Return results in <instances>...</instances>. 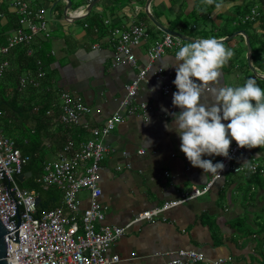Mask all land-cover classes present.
Segmentation results:
<instances>
[{"label": "crops", "instance_id": "0c3cea01", "mask_svg": "<svg viewBox=\"0 0 264 264\" xmlns=\"http://www.w3.org/2000/svg\"><path fill=\"white\" fill-rule=\"evenodd\" d=\"M258 1L262 2L261 20L249 23H243L242 16L256 4L255 0H231L234 6L223 12L215 10L214 6L201 11L197 7L200 0H151L148 10L164 27L192 40L210 36L227 38L236 31H244L251 41V52L260 53V58L252 57L251 53V66L257 75L264 76V37H259L264 34V23L259 26V22H264V0ZM1 3H6L8 13H14L10 0H0ZM31 3L35 8L46 9L48 39L40 37L25 46L33 51L40 49L41 44H44L43 49L46 48L41 51L46 52L45 59L50 58L51 63L46 70L45 89L52 94L56 104L58 101L60 104V94L68 92L80 97L90 109V114L80 117L78 124L68 129L67 135L59 122L50 120L48 136L42 138L46 154L41 162L35 155L34 164L41 166L42 162L57 158L66 137L74 139L76 144L84 142L91 137L93 128L101 127L118 110L125 86L148 64V47L164 33L145 14L148 0H100L89 13L86 12L88 0H70L68 14L84 12L80 16L84 18L77 21L65 20L66 1L31 0ZM6 22V18L0 16V25ZM134 22L144 23L149 33V39L135 49L137 67L115 65L111 32ZM236 37L224 42L226 48L234 51V56L221 69V86L243 85L248 78H254L264 89V79H257L248 67L244 37ZM19 52L20 48L12 55ZM174 55L169 52L155 60L146 80L140 84L132 103L138 107L146 105V110L138 109L134 115L125 116L124 121L102 139L111 150L102 162L99 178L106 225L125 227L136 214L166 202L180 201L193 189L204 187L215 175L192 167L180 151L178 135L164 128L165 123H171L170 114L180 111L172 105V95L177 91L173 84L175 69L167 67ZM15 67L13 60L12 69ZM165 87L169 90L167 93H164ZM161 106L168 110L167 113L161 111ZM202 159L217 163V156H202ZM250 163L264 164V148L246 149L235 161L236 166L244 168ZM35 165L24 170L23 181L18 180V184L27 185L25 189L35 183L39 175H35ZM243 171H228L203 196L182 202L153 221L132 224L109 248L107 256L117 255L119 261L116 264H165L169 260L168 253L193 250L203 253L210 261L224 257L235 264H264V255L257 253L260 242L256 244L254 237L241 235L243 231L256 228V215L264 205V187L240 188ZM29 179H32L30 184ZM28 190L37 194L40 201L37 190ZM47 191L41 200L61 205L62 198L59 203L51 201L52 196L45 194ZM79 196L81 207H87V193L82 191Z\"/></svg>", "mask_w": 264, "mask_h": 264}, {"label": "built area", "instance_id": "2783aa9c", "mask_svg": "<svg viewBox=\"0 0 264 264\" xmlns=\"http://www.w3.org/2000/svg\"><path fill=\"white\" fill-rule=\"evenodd\" d=\"M92 1L88 0L89 3ZM10 7L18 16V27L11 31L6 43L0 45V78L10 68L8 56L12 50L40 37L48 39L50 35L45 19L46 9L35 8L31 0H10ZM83 14L82 11L70 13V17ZM259 15L257 8L253 7L242 22H253ZM65 20L70 21V18ZM148 39V30L142 22L114 29L110 35L114 47L113 64L137 67L135 49ZM181 46V39L166 33L154 40L146 51L148 64L140 68L135 78L125 86V95L119 102L118 110L101 127L93 128L90 138L78 144L68 141L56 159L43 162L41 175L35 178V183L42 190L55 187L61 191V206L37 215V194L18 184V177L24 175L30 157L22 155L15 141L0 131V222L10 240L18 242L16 249L6 250V264H116L119 257H108L107 251L132 224L153 221L182 202L203 196L228 171L238 173L244 170L236 166L235 161L245 154L246 149L238 148L233 141L228 158L217 156V162L225 166L223 171L219 176L214 175L204 187L193 189L180 201L166 202L160 207L136 214L125 227L104 224L105 209L100 202L102 190L99 178L102 162L111 150L103 144L102 139L121 124L125 116L134 115L138 109L146 110L145 105L138 107L132 103L140 84L146 80L155 60L169 52L175 53ZM33 52L28 48L26 55L31 56ZM36 65L35 73L27 71L19 77V89L39 87L45 79L46 72L41 67V61L36 60ZM168 91L165 87L164 93ZM60 108L61 122L68 127L78 124L80 117L90 114L89 107L82 99L68 92L60 94ZM262 165L250 163L247 172L264 174ZM82 191L87 193L88 205L85 208L81 207L79 196ZM167 257L169 260L165 264H235L224 257L210 261L203 253L193 250H178L168 253Z\"/></svg>", "mask_w": 264, "mask_h": 264}, {"label": "clouds", "instance_id": "9594fccd", "mask_svg": "<svg viewBox=\"0 0 264 264\" xmlns=\"http://www.w3.org/2000/svg\"><path fill=\"white\" fill-rule=\"evenodd\" d=\"M207 6L223 12L234 5L231 0H200L197 5L201 11ZM224 39L197 38L175 52L167 67L175 69L177 91L172 95V105L180 111L171 113V123L164 124L166 131L178 135L180 151L192 167L217 176L224 164H214L202 156L228 158L233 141L240 149L264 148V89L254 78L243 85L221 86V69L234 56ZM161 111L168 110L161 106Z\"/></svg>", "mask_w": 264, "mask_h": 264}, {"label": "trees", "instance_id": "16d2710c", "mask_svg": "<svg viewBox=\"0 0 264 264\" xmlns=\"http://www.w3.org/2000/svg\"><path fill=\"white\" fill-rule=\"evenodd\" d=\"M0 16H4L7 20L4 25H0V45H3L6 43V38L9 32L18 27V16L15 13H8L6 3L0 4ZM261 37H264V34H261ZM42 45L44 44H41L40 49H35L33 55L31 56L26 55L27 48L25 46L18 47L20 48V52L17 55L12 54L18 48L12 50L8 56L10 68L0 78V130L3 134L6 132L10 137H12L16 146L22 152V155H28L31 157L28 165L25 167V170L29 165L30 167L35 165V155L38 156V160H40V162L43 160V157L46 154V149L42 144V138L48 136L47 129L50 125V120L53 119L55 122H59V124L62 125L61 130L66 135L68 129H70V127L61 122L60 116L62 114V110L60 108V104H58L59 101L57 100L58 102L56 104L52 94L48 93L45 89L46 87L44 86V82L47 76L40 82L39 87L34 88L26 86L24 89H19V77L22 76V73H26L28 69V71L35 73L37 70L36 60L41 61V67L47 73L46 70L49 69L51 59H45L46 52L43 53L41 48L43 51H45L46 48L43 49ZM255 56L260 58V53L257 51L255 53L252 52V57ZM13 60L16 65L14 70L12 69ZM51 112L52 115L50 114ZM68 141H74V139L66 137L63 146L66 145ZM43 149H45V152ZM247 167H243V174L245 173L246 175L242 174V178L239 179L240 188L243 189L244 187L256 186L262 189L264 187V174H252L247 172ZM42 168L43 162L41 166L35 165L37 173H35V175L39 174L37 177L41 175ZM28 182L30 184L32 179H29ZM35 184L36 183H32L29 187H27V189L34 188L38 193H40L37 215L43 211L58 207L57 204H51L49 201L41 200V196L45 190L39 188L37 189ZM19 186L23 188L20 183ZM55 189V187H52L45 192V194H50L52 196L51 201L56 200L59 203L61 198L63 200V193ZM256 216V228L249 231H243L241 235L254 237L256 241L262 242L264 245V205Z\"/></svg>", "mask_w": 264, "mask_h": 264}, {"label": "water", "instance_id": "95a60500", "mask_svg": "<svg viewBox=\"0 0 264 264\" xmlns=\"http://www.w3.org/2000/svg\"><path fill=\"white\" fill-rule=\"evenodd\" d=\"M58 1H62V0H58ZM67 2V6H66V10L64 13V18H70V21H77L80 19H83L84 17H70V14H68V11L71 9V4H70V0H63ZM98 1L100 0H93L92 2H90L86 8V12L89 13L91 11V9L98 3ZM151 0H148L147 3V9H145V14L147 15L148 19L152 22V24L157 27L160 31H162L163 33L169 34L171 36L177 37L179 39H181L183 42H191L193 41L192 39L187 38L186 36H184L183 34L177 32V31H173L171 29H168L166 27H164L161 23H159L150 13L148 10V5L150 3ZM238 35H242L245 39V44L247 47V63H248V67L250 69V71L255 75V77L257 79L263 80L264 76H260L257 75L255 69L251 66L250 63V58H251V46H250V42L248 37L246 36L244 31H236L234 33H232L231 36L227 37L224 39L225 41H229L232 40L233 38H235ZM24 176V175H23ZM23 176L18 177L19 181H23ZM37 203H39V199L37 198L36 200ZM17 240H13L11 241L4 226L2 225V223L0 222V264H6L5 261V256H6V250H12V249H16V244H17Z\"/></svg>", "mask_w": 264, "mask_h": 264}, {"label": "rangeland", "instance_id": "374dc122", "mask_svg": "<svg viewBox=\"0 0 264 264\" xmlns=\"http://www.w3.org/2000/svg\"><path fill=\"white\" fill-rule=\"evenodd\" d=\"M255 3H256L255 5H253V6H251V7L248 8V11H250L253 7H256V8H257V11L259 12V14H263V13H262V8H261V7H262V2H261V1H258V0H255ZM248 11H247V12H248ZM248 13H249V12H248ZM248 13H247V14H248ZM242 17H244V15H243ZM259 17H260V15H259ZM259 17H258V18H259ZM258 18H257L255 21H253V22H257V21H260V20H261V18H259V19H258ZM249 22H250V21H249ZM249 22H247V23H249ZM243 23H246V22H243ZM263 23H264L263 21L259 22V24H260L259 26H262ZM259 37H261V36L259 35ZM235 38H237V37H235ZM235 38H233V39H235ZM233 39H232V40H233ZM263 48H264V47H263ZM262 53H263V55H264V51H263ZM4 134H5V136L10 137L8 133L4 132ZM11 138H12V137H11ZM262 167L264 168V165H262ZM242 174H243V173H241L240 175H242ZM26 186H27V185L24 183V184H23V187L26 188ZM254 242H255L256 244L259 243V242L256 241V240H255ZM259 247H260V248H259ZM261 248H262V249H261ZM257 253H258L260 256H263V255H264V245L262 244V242H260V243L257 245Z\"/></svg>", "mask_w": 264, "mask_h": 264}]
</instances>
